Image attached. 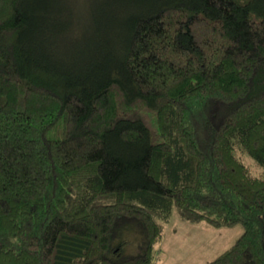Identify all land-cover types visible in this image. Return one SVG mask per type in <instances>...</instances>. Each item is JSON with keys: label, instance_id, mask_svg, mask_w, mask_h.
Listing matches in <instances>:
<instances>
[{"label": "trees", "instance_id": "trees-1", "mask_svg": "<svg viewBox=\"0 0 264 264\" xmlns=\"http://www.w3.org/2000/svg\"><path fill=\"white\" fill-rule=\"evenodd\" d=\"M174 208L264 264V0H0V264H153Z\"/></svg>", "mask_w": 264, "mask_h": 264}, {"label": "rangeland", "instance_id": "rangeland-1", "mask_svg": "<svg viewBox=\"0 0 264 264\" xmlns=\"http://www.w3.org/2000/svg\"><path fill=\"white\" fill-rule=\"evenodd\" d=\"M72 1L77 6H82L91 0ZM237 152L253 173L262 171L253 157ZM163 224V236L156 243V264H204L228 248L243 231L241 223L215 226L185 219L178 214L176 208L169 220L163 221Z\"/></svg>", "mask_w": 264, "mask_h": 264}]
</instances>
